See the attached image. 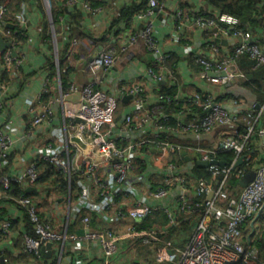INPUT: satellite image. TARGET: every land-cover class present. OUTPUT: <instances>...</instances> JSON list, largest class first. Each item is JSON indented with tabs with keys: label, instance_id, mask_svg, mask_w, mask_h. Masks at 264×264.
Masks as SVG:
<instances>
[{
	"label": "built area",
	"instance_id": "1",
	"mask_svg": "<svg viewBox=\"0 0 264 264\" xmlns=\"http://www.w3.org/2000/svg\"><path fill=\"white\" fill-rule=\"evenodd\" d=\"M12 1L0 0V38L8 43L4 50L0 51V66L14 73L20 68L23 61L19 51L21 44L16 39V34H19L17 28L26 30L28 22L24 7L26 3L33 0H19L21 2L20 10L17 12L11 10V8L13 9V6H11ZM58 1L59 4L61 3L60 5L68 9L80 4L79 0ZM165 1L148 0L147 9L136 14L133 18L134 21H142L144 26L139 31H133L127 35L128 43L131 46H135L142 41L147 51L156 55L155 62L160 66L150 65L147 67L148 76L156 85L168 79L174 82L176 77V66L170 69L165 68L170 53L161 52L154 36V17L157 14L164 15L161 23L165 24L171 21L174 29L171 37L176 41H180L182 32L192 26L200 29L206 35L200 49L196 53L194 52V63L202 67L198 74L199 79L209 85H224L238 79L245 80L247 75L243 70L239 68L232 69V66L236 65V59L240 56L246 55L252 60L253 68L264 64V0H258L255 3L252 16L254 22L246 26L238 16L216 10L208 5L195 18L185 14L180 7L171 13H167L165 11ZM37 3H41L45 9L51 31L55 34V25L54 23L51 24L50 1L38 0ZM81 7L91 14L99 13L102 10L101 7H91L87 1H83ZM8 24H13V28L9 27ZM64 29L66 30V27ZM38 30L42 32L41 27ZM62 38L65 39L63 35ZM223 40L227 42L226 45L222 44ZM77 44L78 40L76 38L70 39L67 60L71 59ZM115 52V48L111 46L101 49L93 60L88 62L89 72L96 76L99 69L107 70L113 67L117 56ZM54 63L58 67L59 55L57 53ZM95 84L94 79L81 87L71 83L66 92L61 91V100H64L70 93H80L76 108L67 110L64 133L60 138L65 142L67 159L71 155L70 145H80V143L72 140L73 137L81 139L82 143L85 144L83 158H80V162L76 165L66 162L60 152L42 158L54 164L58 170L66 172L69 180L75 175L78 178L82 177V179L85 174L91 176L99 186V192L97 193L99 200L96 207H99L100 211L105 213L111 212L112 208L116 206L114 198L117 191H111L109 183L102 182L97 177L96 172L99 163L92 162V159H90L96 153H100L110 160L114 183L128 186L131 183L129 175L135 168L136 153L141 148L152 147L160 150L164 149L167 152L180 151L185 147L168 140L163 141L161 137L163 135L167 137L169 135H185L190 132L199 135L210 132L216 126H228L238 119L239 113L244 109L236 99L227 104H222L216 102L210 94H206L204 100L199 91H196L189 97L191 104L201 105L208 112L200 117L176 120L175 124H171L168 122V115L164 111L165 103L171 101L168 94L161 95L159 102L151 105L150 111H147L144 109V86L139 83L127 84L120 89V92H123L122 94L128 92V95H132L133 109L124 115L122 121H120V126L124 130H126V127H133L140 132V135L138 139L133 140L126 139L125 135H118V138H116L113 129L117 127L115 119L119 99L106 90L96 89ZM45 93L46 89L41 92L40 97L42 98ZM1 107L0 103V109ZM52 112L50 106L45 105L42 107L41 111L33 116L32 126L35 127L44 122H49L52 119ZM263 114L264 101L248 111L245 134L235 133L230 135L219 149L196 148L197 151L201 152L200 160L207 162L217 159L216 156L219 152L234 151L236 153V158L232 164L220 166L212 163L207 167L212 178L221 177L220 180L217 179L215 189L210 183H203L193 188L189 187L192 184H188L186 181V178L190 177V174L187 173V167L174 163L167 165L162 185L153 188L150 184H146L147 197L150 200L165 198L173 189L176 190V207L165 209L168 214L169 225H177V220L173 214L177 210L186 214L198 213L190 238L179 253L176 254L175 251L170 249L171 246L166 244L161 247L160 252L156 255V262H174V264H256L258 262V249L241 241L239 227L246 221L252 222L260 211L262 213L264 210V163L256 169L253 179L240 190L236 197L226 200L224 187L228 176L235 169L234 165L237 158L241 155L250 135L254 132L256 122ZM137 117H139L138 120L135 119ZM77 119L82 120L83 123L78 122ZM145 126H150V129H152L148 137L144 135L142 129ZM260 132L264 135V131L260 130ZM12 145V139L0 128V158L4 163L8 161ZM241 174L243 175V173ZM37 177L35 167L31 165L25 170L24 175L21 174L15 177L0 176V184L7 188L9 180L13 179L20 183L33 185ZM79 185L81 186L79 196L90 201V205H95L92 202L94 199L90 190H85L81 183ZM209 193H212L211 197H208ZM199 196H203V200L196 201L195 199ZM18 204L27 210L34 230V236L25 234L23 237L25 251L40 257L41 250L48 249L47 244L78 238L76 235L68 233L66 228H54L49 221L41 216L39 207L32 198L22 197L19 199ZM151 212L152 208L144 199L135 203L126 212L119 211L118 214L121 218L127 217L133 221H142ZM83 222L84 229L80 239L95 241L100 244L101 264H112V258L118 251L119 242L122 240H139L143 244H149L158 239V226L136 229L134 225H130L124 232L115 233L110 229H92L88 216L83 218ZM0 229L3 236L9 235L12 232L11 220H4Z\"/></svg>",
	"mask_w": 264,
	"mask_h": 264
},
{
	"label": "crops",
	"instance_id": "2",
	"mask_svg": "<svg viewBox=\"0 0 264 264\" xmlns=\"http://www.w3.org/2000/svg\"><path fill=\"white\" fill-rule=\"evenodd\" d=\"M33 1L38 2V0ZM33 1L26 3L24 7L28 22L25 30L28 40L19 47L23 58L22 64L14 73L7 72L8 79L5 78L2 81L3 83L0 80V103L2 106L0 109V128L13 141L9 165L8 161L4 163L0 158V168L6 165L9 167L4 175L10 177L24 175L25 170L34 165V162L38 160L48 161L42 157L53 155L55 152H60L63 159L72 165L78 164L80 158H83L85 148L81 144L77 146L73 144L70 145L71 155L67 159L65 142L60 138L64 133L67 110L76 108L80 99V93H70L64 100H61L63 88L61 77L59 76V68L56 66V74L50 76L51 71L47 64V59H50L51 63L55 65L54 59L56 53L61 55L64 52L66 45L69 44L70 36L76 38L78 44L74 48V54L71 59H66L72 68L70 73L65 76V89H68L71 83H75L81 87L94 79L96 81L94 86L96 89L106 90L117 96L119 99L117 117L115 119L117 127L113 129V134L116 138H118V135H125L126 139L130 138L133 140L135 138L138 139L140 135V132L133 127H126V130H124L120 126V121H122L124 115L133 109V97L124 100L125 97L129 96L128 92L124 94L120 92V89L127 84L139 83L144 86V109L147 111H150L151 105L159 102L161 95H163L162 91L165 88L173 89L177 104L180 102L184 103L186 98H189L199 90L203 94H210L214 100L225 94H229L233 98L228 97L220 103L227 104L236 99L244 107L242 112L239 113L238 119L228 126H216L210 132L199 135L191 132L185 135H169L170 140L168 141L185 147L180 151L172 150L167 152L164 149L160 150L152 147L141 148L136 153L135 168L129 175L131 183L128 186L114 183L110 160L102 154L96 153L90 159H92V162L99 163L96 172L97 177L100 181L109 183L111 191H117L114 198L116 206L109 213L101 212L100 208L96 207L98 205L96 203L99 200L97 196L99 186L89 175L85 174L83 179L75 175L74 180L77 179L78 183L83 184L85 190H90L94 199L92 202L95 205H90V201L81 198L77 192L72 190H68L67 192L61 191L57 184L46 183L43 188H39L34 184L30 185L21 182L22 186L27 188L28 191L37 192L33 195V201L39 207L41 216L46 221H49L54 228H66L68 233L78 237L75 240L71 239L65 242L47 244L48 249L41 250V255L47 260V263L56 260L57 264H101L100 244L95 241H83L80 239L84 229L83 218L85 216L89 217L92 229H110L115 233H122L128 226H135L142 222L138 220L133 221L127 217L121 218L118 214L119 211L126 212L138 201L145 199L152 208V211L157 209L165 211L166 208L172 209L176 207L175 189L165 198L150 200L147 197L146 184H150L153 188L162 185V179L168 163L187 167V173L190 174L191 184L194 187L202 185L203 182L208 183L202 181V179L196 180L193 176L192 166L196 161L193 158L198 160L201 157V152L197 151L196 148L219 149L230 135L235 133L245 134L248 111L252 107H257L264 100L259 101L257 96L244 85V80L238 79L224 85H209L199 79L198 74L200 71L195 72L193 69L194 55L200 49L206 35L200 29L192 26L187 28L185 32H182L181 35L184 42H188L182 44L181 41H176L171 37L174 33L173 24L171 21L165 24L161 23L164 15L160 14L154 17V36L161 52L170 53L171 56L166 62L165 68L170 69L173 68L172 65L176 66L177 78L175 77L174 82L168 79L156 85L147 73L148 66H160L155 62L156 55L148 52L142 41L135 46H131L128 43L127 35L133 31H139L144 26V23L137 20H132L130 25L126 22H120L118 25L114 23L123 6L139 2V0H95L102 4L100 5L102 10L95 14L88 13L82 9L81 3L87 0H79L80 4L68 9L70 11H68L69 14H64L59 25L55 26L56 33H52L50 43L41 38V31L38 30L40 27L42 28L41 19L44 15L41 14V10L44 11L46 18L47 13L43 7L40 8L38 3ZM55 3L58 4L56 0ZM181 3L187 4L190 10L198 12L207 7L206 3L202 0H166L165 11L171 13L178 9ZM74 10L81 11L83 14L81 26L77 25L73 15L71 16ZM65 27L66 30L64 29ZM62 35L65 39L62 38ZM222 44L226 45L227 42L223 40ZM108 46L115 48V53L117 54L116 63L110 69H99L96 76H93L87 68L88 62L85 63V61L95 52H99ZM76 54L77 56H75ZM237 68L241 69L236 62V65L232 66V69ZM4 71V68L0 66V78L5 77ZM244 73L246 72L244 71ZM248 77L251 78V74ZM44 89H46L45 94H49L47 95V101H43L40 97ZM45 105L50 106L52 109V119L38 126H32L31 121L33 116L40 112ZM181 112H165L168 115V122L175 124L176 120L190 118L188 112ZM135 119L138 120L139 117ZM257 127L247 142L255 154L253 159L254 165L251 170L253 174L264 163V135L260 132V130L264 131V120L259 121ZM142 129L144 135L147 137L150 131H152L150 126H145ZM166 137L163 135L161 140L167 141ZM182 150L187 152L191 157V161L185 162L184 157L180 153ZM176 152L183 159L178 164L177 160L175 162L177 158ZM204 168L208 171L207 167ZM59 171L68 179L66 172ZM216 182L217 179L211 177L209 183L213 188ZM3 195L0 186V200ZM0 209L6 210L5 215L0 216V228L2 222L6 219L18 221L14 230L7 236H3L0 229V256H3L8 264H25V257H23V252H25L23 249V237L26 234L24 209L18 203L2 202H0ZM157 226L159 227L158 239L153 240L149 244H143L139 240L120 241L118 251L112 258V264H174V262L158 263L155 257L160 252L161 247L166 244H169L171 246L170 249L178 254L190 238L193 226L189 231L173 229L167 234L165 232L171 229L170 226L155 225V227ZM244 232H239L241 240L243 239L241 234Z\"/></svg>",
	"mask_w": 264,
	"mask_h": 264
},
{
	"label": "trees",
	"instance_id": "3",
	"mask_svg": "<svg viewBox=\"0 0 264 264\" xmlns=\"http://www.w3.org/2000/svg\"><path fill=\"white\" fill-rule=\"evenodd\" d=\"M51 4V18L55 26H58L59 23L61 22V18L64 16V14H69L68 13V8L62 6L59 4L55 3V0H49ZM62 1V0H60ZM206 5L222 11V12H228L231 14H234L241 18L243 24L246 25H251L254 20H252L254 8H255V3L258 0H202ZM87 2L91 5V7H100V2L95 1V0H87ZM20 4L21 2L19 0H13L11 3V6H13V9L11 10L17 12L20 10ZM147 4L148 0H139V2L132 3L130 5H125L121 8L119 12V16L115 19L114 23H120V22H126L130 25L132 22L134 16L140 12H144L147 9ZM38 6L42 8V4L39 3ZM180 8L183 9L185 14L191 16V18H195L199 16L203 10L201 11H192L189 9L187 4H180ZM70 12V11H69ZM41 14H44L42 16L41 22H42V32H41V38L43 40H46L47 43H50L52 40V32L51 28L48 22V18H46L45 13L43 10H41ZM73 15V18L75 20V23L79 26H81V22L83 19V14L81 11H76L74 10L71 14ZM19 29V34H16V39L20 42L21 45H23L27 41V37L25 36L24 31ZM23 33V34H22ZM74 37L70 36L69 39H72ZM181 43L186 44L188 42H184L183 38H181ZM67 49H68V44L66 45V49H64V52L60 55L59 54V76L61 77V82H62V88L63 91L67 90L65 89L66 87V79L65 76L70 73L71 70V65L66 61V56H67ZM74 54V53H73ZM77 56V54L75 55ZM171 56V55H170ZM236 62L240 66V68L246 72L247 77L244 80V85L248 89H250L258 98L259 101L264 100V64L261 65L260 67L253 68V61L250 60L246 55L240 56L236 59ZM47 64L49 65L48 68L51 71L50 76H54L56 74L55 68L56 65L51 63L50 59H47ZM174 67V65H172ZM194 71L199 72L201 71L202 67L199 64L194 63ZM5 70V69H4ZM8 70L4 71L5 77L0 78L1 83L2 81L5 80V78L8 79ZM249 74H251V78H249ZM172 88H165L162 93L163 94H168L171 98L170 102L165 103V112L168 113H174V112H179V111H190V118L193 117H200L205 115L208 110L204 109L203 106L201 105H193L191 104V101L189 100L190 98H186L183 102H180L177 104L176 99L174 98V93L172 91ZM199 91V90H198ZM200 95L202 99L205 100L206 94H203L200 92ZM47 95L45 94L42 96L43 101H47ZM233 98L229 94H225L222 97L216 98V102L220 103L226 98ZM176 107L174 108V106ZM118 111V110H117ZM117 117V114H116ZM264 120V114L260 117V119L256 122L254 126V131H256L257 123L259 121ZM246 128V127H245ZM167 140H170V138H166ZM174 139V138H173ZM248 142V141H247ZM177 158L175 159V162L181 163L183 161L182 157L178 152L175 153ZM241 155H245V160L244 162L237 166L228 176V179L226 181V185L224 187V196L227 194V197L225 198L226 200L236 197L237 194L240 192L242 189L239 182L243 178V175L245 172L248 170H252L253 165H254V157L255 154L252 152V147L246 143L244 150L242 151ZM217 159L225 161L227 164H232L236 158V153L234 151H225V152H219L217 153L216 156ZM197 161L196 158H193ZM177 160V161H176ZM196 161L193 164V176L194 178L197 179H202V181L208 182L211 179V174L209 171L206 170L203 166H200L196 163ZM11 162V157L9 156L8 158V165ZM8 165H6L3 168H0V176L4 175L5 172L8 170ZM34 167L35 170L38 174L37 180L35 181L34 185H36L39 188H43L44 184L46 183H51V184H57L58 187L60 188L61 191L67 192L68 190H72L74 192H77L78 194L81 191V186L79 185L77 179L74 180L75 176L71 178V180L67 179V177L61 173L57 167L50 163L49 161H43V160H38L34 162ZM240 172V173H239ZM243 173V175L241 174ZM190 178V177H189ZM186 178V181L188 184H191V179ZM217 179H221V177H218ZM204 183V182H203ZM2 192H3V197L1 198L0 202L2 203H15L17 204L19 199L22 197H30L33 199V195L36 194V191H28L27 188L23 187L22 184L17 181L10 179L8 187L5 188L3 185H1ZM189 187L193 188V185H189ZM203 196L197 197L195 200H203ZM24 209V226H25V233L34 236V230L32 223L29 220L27 210ZM6 213L5 209H0V216H4ZM175 217H177V225L171 226L169 225V218L167 216V213L162 210V209H157L153 210L150 214H148L140 224H136L135 227L136 229H146V228H152L153 226L159 224L163 226H170L171 229L167 230L165 234H167L170 230H179L183 229L184 231H189L190 228H192L193 224L195 223V220L198 218V213L194 214H186L182 213L180 210L175 211ZM16 223L18 224L17 220H11V228L14 230L16 227ZM250 221H246L242 223L239 227V230L245 231L244 233L241 234V237L243 239L241 240L244 244H249L250 246L256 247L258 249V262L256 264H264V210L260 214L259 218L254 224V227L251 228ZM243 229V230H242ZM252 234L250 235L251 231ZM240 231V232H241ZM161 235V234H160ZM250 237L248 238V236ZM24 241V240H23ZM186 244V243H185ZM25 251V245L23 247ZM23 257H25V264H57L56 260L52 261L51 263H47V260L44 259L42 255L36 256L33 253H29L27 251L23 252ZM45 261V263H43Z\"/></svg>",
	"mask_w": 264,
	"mask_h": 264
},
{
	"label": "water",
	"instance_id": "4",
	"mask_svg": "<svg viewBox=\"0 0 264 264\" xmlns=\"http://www.w3.org/2000/svg\"><path fill=\"white\" fill-rule=\"evenodd\" d=\"M51 24H53V22H51ZM8 26L11 27V28H13L14 25H13V24H8ZM7 44H8L7 42L3 41V39L0 38V51H3ZM101 48H102V47H101ZM97 54H98V52H95V53H94V54H93L88 60L85 61V63L92 61L93 58H94ZM129 98H132V95H129V96L125 97L124 100H127V99H129ZM77 121L83 123V121L80 120V119H77ZM72 140H74V141H76V142L82 144V147L85 146V144L82 143L81 139H79V138H77V137H73ZM180 153H181V155L184 157L185 162H189V161H191V157L187 154V152H186L185 150H182ZM244 160H245V155H240V156L237 158L236 162H235L234 168H236L237 166L241 165V164L244 162ZM196 163H197L198 165H200V166H204V167H208L209 164H212V163H213V164H218V165H220V166H225V165L227 164L225 161L220 160V159H213V160L208 161V162H207V161H203V160L198 159V160L196 161ZM253 177H254V176H253V173H252V175H251V179H250V180H246L245 178H242V179L240 180V182H239L241 188L245 187V186L247 185V183L250 182V181L253 179ZM214 189H215V188H214ZM211 195H212V193H209L208 197H211ZM260 214H261V211H260L259 215H258L255 219H253V221L251 222V226H252V227H254V224H255V222L257 221V219L259 218ZM253 231H254V230H252V232H253ZM42 250H43V249H42ZM0 264H8V263L5 261V259H4L3 256H0Z\"/></svg>",
	"mask_w": 264,
	"mask_h": 264
},
{
	"label": "rangeland",
	"instance_id": "5",
	"mask_svg": "<svg viewBox=\"0 0 264 264\" xmlns=\"http://www.w3.org/2000/svg\"><path fill=\"white\" fill-rule=\"evenodd\" d=\"M50 6V5H49ZM51 21V20H50ZM53 22V21H52ZM53 25V24H52ZM251 175H252V171L248 170L247 172L244 173L243 178H245L246 180H250L251 179ZM254 176V174H253ZM225 198L227 197V194H225L224 196Z\"/></svg>",
	"mask_w": 264,
	"mask_h": 264
},
{
	"label": "bare ground",
	"instance_id": "6",
	"mask_svg": "<svg viewBox=\"0 0 264 264\" xmlns=\"http://www.w3.org/2000/svg\"><path fill=\"white\" fill-rule=\"evenodd\" d=\"M169 164V163H168ZM3 254V253H2Z\"/></svg>",
	"mask_w": 264,
	"mask_h": 264
}]
</instances>
